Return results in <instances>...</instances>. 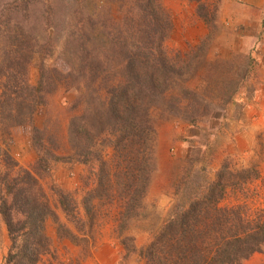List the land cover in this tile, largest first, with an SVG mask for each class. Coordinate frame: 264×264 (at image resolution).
Here are the masks:
<instances>
[{
    "label": "rangeland",
    "instance_id": "1",
    "mask_svg": "<svg viewBox=\"0 0 264 264\" xmlns=\"http://www.w3.org/2000/svg\"><path fill=\"white\" fill-rule=\"evenodd\" d=\"M139 2L0 0V100L12 102L0 104L1 157L13 174L27 171L36 180V196L49 210L43 226L53 253L38 264H144L137 253L124 250L122 238L130 236L136 249L148 244L176 210L206 193L222 166L254 167L259 176L240 188L229 187L219 205L236 206L248 218L264 212V0H160L170 26L161 38H167L157 50L163 29L156 25L154 41L149 39L151 47L143 52L153 57L159 51L165 61L177 62L176 75L148 110L154 148L134 216L119 219L135 164L112 167L109 178L105 161L114 155L108 140L93 139L89 153L90 139L84 135L71 143L70 121L84 109V85L90 79L84 51L92 57L102 53L128 19L137 27ZM137 50L133 44L127 52ZM91 66L97 74L101 69L99 76L105 74L106 64ZM28 102L34 110H22L21 123L6 117L15 112V103ZM166 102L175 107L166 108ZM86 201L91 210L85 209ZM63 206L85 220V230L92 225L93 248L79 263L80 246L57 238L56 218L82 235ZM8 247L0 219V264ZM241 264H264V245Z\"/></svg>",
    "mask_w": 264,
    "mask_h": 264
},
{
    "label": "trees",
    "instance_id": "2",
    "mask_svg": "<svg viewBox=\"0 0 264 264\" xmlns=\"http://www.w3.org/2000/svg\"><path fill=\"white\" fill-rule=\"evenodd\" d=\"M139 5L141 22H137V27L128 19L120 34L104 44L102 53L92 57L90 51H84L82 60L88 66L85 70L90 75L84 85L85 106L81 114L74 115L69 125L71 143L80 142L81 135L90 139L85 148L87 153L92 151L90 148L95 144L93 139L108 140L114 155L110 162L105 161L109 178L112 167L117 168L123 162L135 164L137 170L125 185L130 192L123 197L120 221L137 213L140 194L147 185L149 161L154 148V129L148 110L175 82L176 75L174 65L177 62L170 59L165 61L163 53L159 51L153 57L143 52L146 47H151L146 42L154 41L156 25H161L163 29L159 38L166 34L164 29L170 28L160 0H140ZM166 38L155 43L157 50V44ZM133 44L138 50L128 54L127 49ZM124 58L123 68L119 69L121 78L113 84L116 68ZM94 61L107 65L102 71L104 75L99 76L101 69L97 74L90 68ZM95 81H98V86L92 83ZM101 89L103 94L101 91L98 93ZM37 98L36 103L41 104L40 97ZM3 102L0 100V104H12L11 101ZM163 105H168L166 108L175 107V103L166 102ZM12 109L15 112L6 114V117L16 123L24 120L22 110L26 109L29 113L34 110L29 102L15 103ZM188 120L193 122L194 118L188 117ZM1 156L0 148V219L9 239L4 264H38L45 254L53 253L52 240L43 226L49 210H45V200L36 196V180L27 171L13 174L7 170ZM106 174L102 173L101 177ZM258 176L259 171L254 167L232 171L222 166L206 193L194 196L186 208L176 210L148 244L136 249L132 238L125 236L121 240L124 250L137 253L144 264H241L243 259L264 245V212L248 218L238 207H222L219 201L229 187L240 188ZM103 180L100 178V181ZM63 207L70 218H76L71 210ZM85 209L91 210L90 201L85 202ZM49 215L54 217V213ZM74 221L78 222L76 227L82 235L59 224L57 218L56 234L59 240H69L80 246L81 252L84 251L82 257L75 261L79 263L90 255L94 238L89 230L91 224L85 230V220L76 218Z\"/></svg>",
    "mask_w": 264,
    "mask_h": 264
}]
</instances>
